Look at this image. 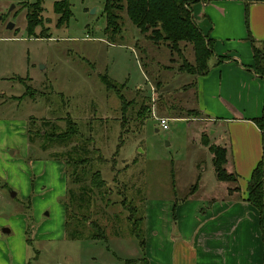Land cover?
<instances>
[{
  "label": "rangeland",
  "instance_id": "rangeland-1",
  "mask_svg": "<svg viewBox=\"0 0 264 264\" xmlns=\"http://www.w3.org/2000/svg\"><path fill=\"white\" fill-rule=\"evenodd\" d=\"M59 1L42 0V25L28 37L25 6L36 0H0V38H11L0 41V175L14 182L12 187L0 181V264H141L146 209L151 207L155 224L160 215L153 204L171 200L174 185L182 197L201 175L205 190L196 194L204 197L206 181L215 177L199 141L205 124L196 118L193 123L172 120L162 112L170 104L181 106L177 94L191 77L172 80L177 56L162 44L153 45L149 33L142 34L124 12L120 33L107 38L104 0H68L72 15L62 27L54 13ZM40 34L49 39L36 38ZM13 73L23 78L21 83L10 79ZM103 78L116 85L115 91L106 89ZM157 91L164 93L163 103ZM158 114L170 119L168 130L159 129ZM68 117L80 136L68 144L49 141L47 134L63 132ZM77 148L97 151L88 153L94 163L74 168ZM86 170L99 171L104 180L90 196L81 193L82 186L90 189ZM78 178L87 184L79 185ZM61 199L72 202L74 223L86 227L81 238L68 239ZM91 221L104 239L87 238Z\"/></svg>",
  "mask_w": 264,
  "mask_h": 264
},
{
  "label": "crops",
  "instance_id": "crops-1",
  "mask_svg": "<svg viewBox=\"0 0 264 264\" xmlns=\"http://www.w3.org/2000/svg\"><path fill=\"white\" fill-rule=\"evenodd\" d=\"M189 10L196 26L211 42L212 57L207 74L187 75L191 78L177 94L180 112L170 114L169 118L190 123L202 121L205 128L200 129L199 141L203 145L206 138L211 145L226 150L225 169L235 174L237 180L228 185L218 181L214 173L215 177L206 181L209 184L204 197L196 194L205 190L199 185L204 183L201 175L196 176L195 183L182 197L176 196L174 185L171 200L153 204L152 211L160 215L158 222L152 223L150 215L154 213L151 207L146 209L141 229L145 238L140 242L143 254L138 260L141 264H264L260 214L245 202L251 172L263 158V132L253 120L262 115L264 82L251 66L253 47L264 41V0L198 1ZM185 58L193 62L191 47ZM170 60L171 57L168 65ZM171 70L172 80L185 75ZM13 74L15 77L10 79L21 83L23 78ZM156 93L157 99L164 102V93ZM23 95L11 99L19 100ZM167 110L162 112L169 115ZM190 111L191 115L187 113ZM26 126L27 122L23 127L27 140ZM203 147L212 162L208 147ZM0 177L4 184L14 187L13 181ZM61 188L62 196L64 184ZM168 216L173 223L170 218L160 223Z\"/></svg>",
  "mask_w": 264,
  "mask_h": 264
},
{
  "label": "trees",
  "instance_id": "trees-1",
  "mask_svg": "<svg viewBox=\"0 0 264 264\" xmlns=\"http://www.w3.org/2000/svg\"><path fill=\"white\" fill-rule=\"evenodd\" d=\"M198 1L205 2L207 0H104L103 15L106 23L104 34L107 38H112L120 33V14L124 12L130 23L135 28L139 29L142 34L146 35L149 33L147 38L153 45L162 44V46L167 47L171 54L174 53L177 56L179 61H177L178 65L176 71L178 73L191 76H203L207 74L209 69L208 63L212 57V47L211 42L201 33L191 17L189 8L193 3ZM41 2L42 0H36L35 3L25 6L26 33L28 37L35 36V29L42 25V17L40 16V13L43 12V8L41 7ZM54 13L58 17L56 22L57 26L62 27L66 25L72 15L68 0L55 2ZM36 38L49 39V35L42 36V34H40ZM181 43L188 44L191 47L193 52L192 63L185 58L184 49L186 48H181ZM252 52L253 64L251 68L264 82V41L259 47H253ZM171 61H173V59H171ZM102 81L107 90L115 91V89H113V86L116 87L114 83L106 81L105 78H103ZM117 95L121 100L122 109H124L125 104L122 95ZM158 101H161L162 103L163 99H159ZM168 108L169 110L166 108L165 110H167L169 114L173 113L177 115L180 112L173 104H170ZM187 113L191 115L193 112L190 111ZM64 122L65 129L63 132H60L55 136L47 134L49 135L48 138H50L49 141H57L59 144H68L73 138L80 136L76 123H74L69 117L66 118ZM253 122L258 129L263 132V158L251 172L246 186L245 202L253 206L260 214V228L264 244V107L261 117L254 119ZM43 124L44 126H47L49 125V122L43 121ZM30 132V130H27V134ZM87 142L90 143L91 141ZM203 145L208 147V150L212 155V164L217 180L221 182L236 181L237 176L233 173L227 172L225 169L226 150L220 146L210 145L208 141L203 142ZM77 150L79 151L77 152V155L79 153V157L71 163L74 168L80 167L81 169H84L83 167H86L87 164L94 163L95 159H90L88 153L95 152L96 154L97 151L93 150L92 152H88L86 148H77ZM97 158L99 160L101 159L100 156H97ZM56 160L64 162L66 167L70 166L69 161L66 159H64V161L62 159ZM86 172L89 175L88 185L90 189L82 186L81 193L83 192L84 196H90L93 189L100 191L103 188L104 180L101 179V173L99 171H93L90 173L89 170H86ZM74 176L77 178V171ZM76 183H79V185L87 184L80 181V178H78ZM70 195L71 193H69V196ZM61 204L64 208V230H67L68 239L76 240L81 238L82 232H86V227L84 226V228H81L79 223H74L77 212H75L72 202L65 203L64 199H61ZM68 214H70L71 220L68 219L70 222L67 221ZM87 228L89 230V232L87 230V238L90 240L104 239V232L96 222L91 221L90 226ZM135 237L139 238L138 234H135Z\"/></svg>",
  "mask_w": 264,
  "mask_h": 264
},
{
  "label": "built area",
  "instance_id": "built-area-1",
  "mask_svg": "<svg viewBox=\"0 0 264 264\" xmlns=\"http://www.w3.org/2000/svg\"><path fill=\"white\" fill-rule=\"evenodd\" d=\"M168 121L169 119L163 117H156V122L158 123V127L162 131L168 130Z\"/></svg>",
  "mask_w": 264,
  "mask_h": 264
},
{
  "label": "water",
  "instance_id": "water-1",
  "mask_svg": "<svg viewBox=\"0 0 264 264\" xmlns=\"http://www.w3.org/2000/svg\"><path fill=\"white\" fill-rule=\"evenodd\" d=\"M12 28H13V25H12V24H9V25H8V29L11 30ZM15 195H16L15 192H10V196H11V198H14ZM3 232H4V233H8L9 231H8L7 229H4Z\"/></svg>",
  "mask_w": 264,
  "mask_h": 264
}]
</instances>
